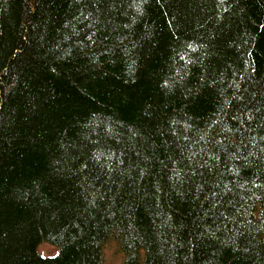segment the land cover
Instances as JSON below:
<instances>
[{
    "label": "trees",
    "instance_id": "1",
    "mask_svg": "<svg viewBox=\"0 0 264 264\" xmlns=\"http://www.w3.org/2000/svg\"><path fill=\"white\" fill-rule=\"evenodd\" d=\"M109 241L264 264V0H0V264Z\"/></svg>",
    "mask_w": 264,
    "mask_h": 264
},
{
    "label": "rangeland",
    "instance_id": "2",
    "mask_svg": "<svg viewBox=\"0 0 264 264\" xmlns=\"http://www.w3.org/2000/svg\"><path fill=\"white\" fill-rule=\"evenodd\" d=\"M56 248L42 243L37 246V251L42 255H51L55 252ZM103 254V264H119L121 260V255L116 249L115 243L113 241L107 242L102 248Z\"/></svg>",
    "mask_w": 264,
    "mask_h": 264
}]
</instances>
